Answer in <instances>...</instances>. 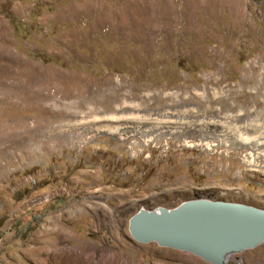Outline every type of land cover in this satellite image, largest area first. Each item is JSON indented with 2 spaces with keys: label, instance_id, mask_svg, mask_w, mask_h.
<instances>
[{
  "label": "rangeland",
  "instance_id": "1",
  "mask_svg": "<svg viewBox=\"0 0 264 264\" xmlns=\"http://www.w3.org/2000/svg\"><path fill=\"white\" fill-rule=\"evenodd\" d=\"M196 197L264 208V0H0V264H210L127 229Z\"/></svg>",
  "mask_w": 264,
  "mask_h": 264
},
{
  "label": "water",
  "instance_id": "2",
  "mask_svg": "<svg viewBox=\"0 0 264 264\" xmlns=\"http://www.w3.org/2000/svg\"><path fill=\"white\" fill-rule=\"evenodd\" d=\"M132 240L190 253L210 264L264 242V208L196 197L167 208H139L127 221Z\"/></svg>",
  "mask_w": 264,
  "mask_h": 264
},
{
  "label": "bare ground",
  "instance_id": "3",
  "mask_svg": "<svg viewBox=\"0 0 264 264\" xmlns=\"http://www.w3.org/2000/svg\"><path fill=\"white\" fill-rule=\"evenodd\" d=\"M8 97H9V95H8ZM45 233H43L42 235H45ZM56 234L60 238L58 240V242L59 241L66 242L68 240L67 239L68 233L66 231H62V232L60 231V232H58ZM49 245L54 247L56 244L55 243H50ZM62 247H64V246L62 245ZM48 249H49V247H48ZM91 249H92V252L91 253L90 252L86 253L85 258H82L80 256V254L82 253L83 249H75V251L71 250V251H68V252H64V251L62 252V251H59V250H54L53 251L52 249H51V251H47V249L45 250V247L43 246V248H41L38 251V254L41 253L42 257L45 259L44 261L45 262H50L51 264H53L54 262H56L57 264H122V262L120 261V257L117 256L115 253H114V255H112V257H110V258H108V259L103 261V249L101 247H92Z\"/></svg>",
  "mask_w": 264,
  "mask_h": 264
}]
</instances>
